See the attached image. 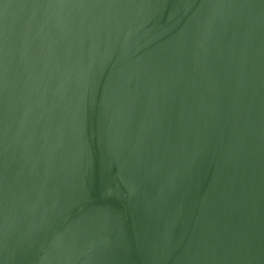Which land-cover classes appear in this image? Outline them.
<instances>
[{"label":"water","instance_id":"obj_1","mask_svg":"<svg viewBox=\"0 0 264 264\" xmlns=\"http://www.w3.org/2000/svg\"><path fill=\"white\" fill-rule=\"evenodd\" d=\"M0 264H264V0H0Z\"/></svg>","mask_w":264,"mask_h":264}]
</instances>
